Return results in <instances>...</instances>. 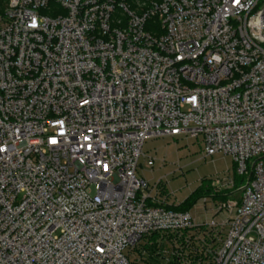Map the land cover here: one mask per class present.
Segmentation results:
<instances>
[{
  "label": "built area",
  "instance_id": "1",
  "mask_svg": "<svg viewBox=\"0 0 264 264\" xmlns=\"http://www.w3.org/2000/svg\"><path fill=\"white\" fill-rule=\"evenodd\" d=\"M166 137L244 181L205 222L137 174ZM0 264H264V0H8Z\"/></svg>",
  "mask_w": 264,
  "mask_h": 264
},
{
  "label": "rangeland",
  "instance_id": "2",
  "mask_svg": "<svg viewBox=\"0 0 264 264\" xmlns=\"http://www.w3.org/2000/svg\"><path fill=\"white\" fill-rule=\"evenodd\" d=\"M8 0L0 4V14ZM138 176L152 187L159 184L160 195L172 206L184 204L190 196L204 186L235 177L233 159L224 154L205 156V146L200 139L158 138L147 140L143 147ZM149 159L154 166L148 167ZM237 183L244 181L237 176ZM196 223L205 222L212 217L211 205L205 206L200 198L190 210Z\"/></svg>",
  "mask_w": 264,
  "mask_h": 264
},
{
  "label": "trees",
  "instance_id": "3",
  "mask_svg": "<svg viewBox=\"0 0 264 264\" xmlns=\"http://www.w3.org/2000/svg\"><path fill=\"white\" fill-rule=\"evenodd\" d=\"M5 1V0H0V4ZM130 2H133V0H129ZM2 13V12H1ZM235 178L237 180V176L235 175ZM243 179L241 178V181ZM212 193V189L210 188V186H204L200 189H198L195 193H193L190 198L182 205L174 208L175 210L178 211H190L191 208L196 204V202L200 199V198H204L206 196H209Z\"/></svg>",
  "mask_w": 264,
  "mask_h": 264
},
{
  "label": "snow or ice",
  "instance_id": "4",
  "mask_svg": "<svg viewBox=\"0 0 264 264\" xmlns=\"http://www.w3.org/2000/svg\"><path fill=\"white\" fill-rule=\"evenodd\" d=\"M234 3H235V4H239V0H234ZM33 26H35V25H33ZM51 143H52V144H56L57 141H56L55 139H53V140L51 141ZM105 170L107 171V166H105Z\"/></svg>",
  "mask_w": 264,
  "mask_h": 264
}]
</instances>
